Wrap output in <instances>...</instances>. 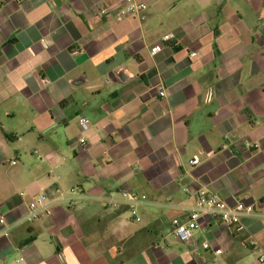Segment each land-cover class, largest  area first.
<instances>
[{
	"label": "crops",
	"instance_id": "1",
	"mask_svg": "<svg viewBox=\"0 0 264 264\" xmlns=\"http://www.w3.org/2000/svg\"><path fill=\"white\" fill-rule=\"evenodd\" d=\"M140 1L143 20L124 0H0V210L60 200L0 237V264H264L258 220L171 234L199 188L264 211V0ZM72 188H129L141 221Z\"/></svg>",
	"mask_w": 264,
	"mask_h": 264
},
{
	"label": "built area",
	"instance_id": "2",
	"mask_svg": "<svg viewBox=\"0 0 264 264\" xmlns=\"http://www.w3.org/2000/svg\"><path fill=\"white\" fill-rule=\"evenodd\" d=\"M145 9L146 4L140 0H124V6L120 10V15L123 18L134 17L143 20L145 19ZM100 13L105 15L107 10L102 9ZM170 39L171 36L169 35L163 37L164 41ZM151 51L155 54L159 51V47L154 46ZM160 95L162 97L166 96L163 88L160 91ZM78 124L83 132L87 131L90 127L88 119L84 116L79 118ZM85 142L83 137L79 139L81 145H84ZM15 163L12 162V164ZM189 164L196 166L199 164V160L197 158L192 159L189 161ZM184 191L187 193L190 192L188 188H185ZM193 195V204L189 207L179 208L178 210L182 212V215L172 220L171 234L177 241L183 243L190 242L194 232L199 230L201 221L205 219L222 222L231 227L241 224L244 219L258 220L264 225V211L260 210L255 204H248L241 201L231 206L218 194L203 188L195 190ZM21 196L26 198L27 194L21 193ZM89 200L97 202L104 209L116 210L124 208L129 212L130 218L133 221H141L138 209L144 203L139 200L136 192L129 188L121 189L119 192L111 191L98 197H90L85 193L79 192L76 188H72L69 191L67 199L63 201H66L70 206L74 207L80 202ZM59 201V199H49L44 194L35 195L27 203V211L24 216L13 222L8 219L7 214L3 210H0V237H7L12 229L21 224L39 220L49 209L57 205ZM201 246L204 251L212 255L222 254L220 248L213 246L208 241H203ZM259 261L264 262V257H261Z\"/></svg>",
	"mask_w": 264,
	"mask_h": 264
}]
</instances>
